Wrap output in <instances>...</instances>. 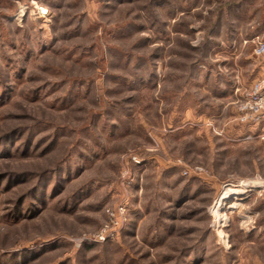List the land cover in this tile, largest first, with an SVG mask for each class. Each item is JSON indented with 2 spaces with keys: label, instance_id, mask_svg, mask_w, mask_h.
Instances as JSON below:
<instances>
[{
  "label": "rangeland",
  "instance_id": "obj_1",
  "mask_svg": "<svg viewBox=\"0 0 264 264\" xmlns=\"http://www.w3.org/2000/svg\"><path fill=\"white\" fill-rule=\"evenodd\" d=\"M260 43L264 0H0V264H264Z\"/></svg>",
  "mask_w": 264,
  "mask_h": 264
},
{
  "label": "built area",
  "instance_id": "obj_2",
  "mask_svg": "<svg viewBox=\"0 0 264 264\" xmlns=\"http://www.w3.org/2000/svg\"><path fill=\"white\" fill-rule=\"evenodd\" d=\"M37 12L39 16H46L48 14V10L46 9L45 11L41 6L37 7ZM259 45L258 51H264V44L260 43ZM238 111L239 121L242 124L260 123L264 121V77L257 79L253 83L244 99L240 102ZM185 174L187 173L185 172ZM107 213V221L90 240L103 243L119 237L121 232H123L124 226L127 223V203L122 202L117 208L108 209Z\"/></svg>",
  "mask_w": 264,
  "mask_h": 264
},
{
  "label": "bare ground",
  "instance_id": "obj_3",
  "mask_svg": "<svg viewBox=\"0 0 264 264\" xmlns=\"http://www.w3.org/2000/svg\"><path fill=\"white\" fill-rule=\"evenodd\" d=\"M229 192L232 193V194H236V193H240L241 190H238V189H232V190H230ZM226 197H227L226 195L223 196V199H225ZM235 205H236V204H235ZM233 207H235V206H233Z\"/></svg>",
  "mask_w": 264,
  "mask_h": 264
}]
</instances>
